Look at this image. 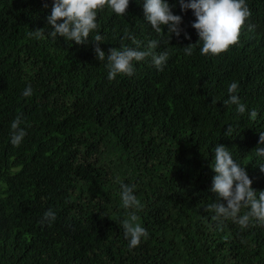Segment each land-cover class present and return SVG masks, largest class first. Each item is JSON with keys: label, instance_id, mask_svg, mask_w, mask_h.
Masks as SVG:
<instances>
[{"label": "trees", "instance_id": "obj_1", "mask_svg": "<svg viewBox=\"0 0 264 264\" xmlns=\"http://www.w3.org/2000/svg\"><path fill=\"white\" fill-rule=\"evenodd\" d=\"M167 2L182 18L179 37L156 33L144 0H129L125 15L99 10L98 29L77 45L48 34L53 0H0V264H264V223L241 228L205 210L217 199V144L245 167L257 196L264 191L256 152L264 148V0H246L239 43L219 55L201 54L193 10ZM97 34L106 54L137 48L130 34L140 50L158 41L154 51L168 58L162 70L148 57L109 80ZM232 82L243 114L224 103ZM17 116L26 131L18 147ZM121 183L135 185L141 208L123 206ZM48 209L52 222L43 221ZM132 213L149 234L134 248L122 228Z\"/></svg>", "mask_w": 264, "mask_h": 264}, {"label": "clouds", "instance_id": "obj_2", "mask_svg": "<svg viewBox=\"0 0 264 264\" xmlns=\"http://www.w3.org/2000/svg\"><path fill=\"white\" fill-rule=\"evenodd\" d=\"M181 11L192 9L195 21L192 27L198 33V41H202L200 49L202 55H219L229 49L230 46L239 43L240 32L245 22L249 19L251 12L246 4V0H178ZM129 5V0H53L51 14L47 17L48 25H51V31L48 33L53 38L63 37L67 41H74L77 45L88 43L91 32L98 29L97 13L105 7L110 8L117 15H125ZM47 7V4L44 5ZM144 17L155 30L160 34L166 28L171 36L177 37L183 31L179 25L182 18L173 14L167 0H144L143 3ZM58 21H62L59 22ZM163 26V27H162ZM40 35L45 34L44 29H37ZM32 33H29L31 35ZM188 39L187 32L184 33ZM128 38L133 40L137 48L124 47L123 50L110 48L107 52L101 50L100 43H103L101 35L94 37V52L98 61L107 60L106 68L108 69V79L113 80L117 74L131 76L134 72V62H140L148 57L152 62L162 70L163 64L168 58V53L163 52L156 54L154 49L159 47L156 40L149 41L147 48L140 50V42L134 36L129 34ZM168 40V42H169ZM192 43L184 48L186 55H192ZM238 83L232 82L228 86V93L231 94L225 104H234L237 111L243 114L246 110L245 105L241 103L238 92ZM33 94L31 86H27L22 95L30 97ZM258 113L252 110L251 118L255 119ZM20 116L11 123L12 136L11 143L13 146H19L26 131L22 128ZM233 128L228 125L225 131V137H231ZM264 144V133H260L257 145ZM257 155L264 156V148H256ZM215 163L212 170L215 175L212 178L211 192L216 194V201L211 203L205 209L214 211L213 220L221 217L231 218L237 222L241 228L250 226L251 220L255 219L264 223V191L252 188V180L249 178L244 166H241L228 151V147L223 144H217L214 150ZM264 172V166H261ZM121 199L125 208H141L142 205L134 195L135 185L129 186L121 183ZM221 200L226 201L222 203ZM241 208L250 209L244 215H238ZM56 219V213L48 209L43 214V221L52 222ZM138 217L132 213L128 219L122 223L125 238L130 240L129 247H137L142 238L148 237V231L137 223Z\"/></svg>", "mask_w": 264, "mask_h": 264}]
</instances>
